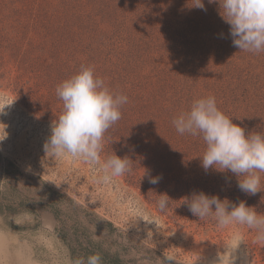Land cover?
I'll return each instance as SVG.
<instances>
[{
  "label": "rangeland",
  "instance_id": "rangeland-1",
  "mask_svg": "<svg viewBox=\"0 0 264 264\" xmlns=\"http://www.w3.org/2000/svg\"><path fill=\"white\" fill-rule=\"evenodd\" d=\"M203 3L206 10L192 0H0V157L21 174L8 199L0 172V264H71L76 234L126 264H264L254 229L219 228L184 204L203 191L264 215V173L260 192H241L235 174L205 172L200 136L172 124L193 100L214 96L246 134L264 133V51H240L219 4ZM81 66L128 97L101 159L127 156L131 171L109 184L84 161L44 150L63 106L56 87ZM10 198L25 207L8 209ZM54 210L74 237L64 239Z\"/></svg>",
  "mask_w": 264,
  "mask_h": 264
},
{
  "label": "clouds",
  "instance_id": "clouds-1",
  "mask_svg": "<svg viewBox=\"0 0 264 264\" xmlns=\"http://www.w3.org/2000/svg\"><path fill=\"white\" fill-rule=\"evenodd\" d=\"M208 3L219 4L220 15L230 25L235 47L250 53L264 51V0H208ZM191 7L206 10L203 0H192ZM55 91L63 106L50 124L45 152L84 161L102 184L112 183L116 177L130 172L132 160L127 156L121 158L115 154L101 159L105 133L121 119L120 109L128 97L111 91L90 66H81L76 74L58 84ZM172 124L180 135L202 138L205 148L199 158L205 172L210 168L229 171L238 178L237 187L241 192L255 195L261 191L259 173H264V133L246 134L244 128L218 108L214 96L193 100L187 111L173 117ZM5 138L6 135L0 141ZM159 179L151 177L149 182L156 184ZM184 204L199 220L211 218L219 228L245 225L256 231L257 242H264V215L243 200L237 203L193 191L190 198L185 197ZM168 206V196H161L158 209L163 212ZM234 240L237 245L243 242L239 235ZM71 264H102V258L91 254Z\"/></svg>",
  "mask_w": 264,
  "mask_h": 264
},
{
  "label": "trees",
  "instance_id": "trees-1",
  "mask_svg": "<svg viewBox=\"0 0 264 264\" xmlns=\"http://www.w3.org/2000/svg\"><path fill=\"white\" fill-rule=\"evenodd\" d=\"M2 161L3 160L0 157V172H1V174H4V176L7 179V182H6L7 190L5 191V193H7L6 196L9 199V197H11V195H12L10 193L17 191V188L13 183L15 182V176L16 175L19 176L20 173H19V170L16 169L14 167V165H12V164H10V166H7V167L2 166ZM25 200L28 201L29 199H25ZM10 201L12 202L15 200L10 198ZM24 207H25V205L23 204L22 201L19 203H17L15 201L12 203V205L7 206L8 209L13 210V211L23 209ZM58 211L54 210V214H55L56 219L59 220V222H58L60 224L59 229L60 230L62 229L61 230L62 236L64 237V239L66 236H70V235H71V237H74V235H73L74 233L65 230L66 228H64V227H61L63 224H65L67 226L69 224L67 223V221H68L67 217L65 219L61 218V215ZM75 234H76V232H75ZM76 235H77L76 239H74L76 245L72 244V248H71L72 258L74 260L79 258V257H85L86 258L88 255L96 254L97 248L94 247L93 242L88 241L87 243H84V241H83L84 235H81V234H76ZM78 235H80V236H78ZM99 255L102 258V264H126V262L124 260H122L117 254H114V255L105 254V256L104 255L102 256V254H99Z\"/></svg>",
  "mask_w": 264,
  "mask_h": 264
}]
</instances>
